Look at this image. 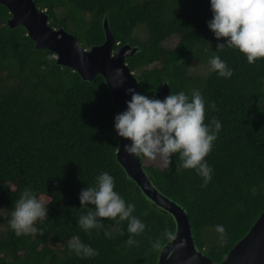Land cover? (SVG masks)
I'll return each instance as SVG.
<instances>
[{
	"label": "trees",
	"instance_id": "1",
	"mask_svg": "<svg viewBox=\"0 0 264 264\" xmlns=\"http://www.w3.org/2000/svg\"><path fill=\"white\" fill-rule=\"evenodd\" d=\"M34 1L53 28L74 34L85 49L104 43L106 20L114 48H137L125 62L140 93L156 96L167 82L172 92H201L204 123L212 117L221 121L205 157L212 168L209 182L203 184L194 169L181 167L178 154L169 168L159 159L142 164L157 189L185 210L196 248L214 263L222 261L264 210V58L250 64L237 49H216L217 38L206 24L212 16L209 0ZM10 17L0 3V210L7 213L6 230L0 229V264H159L161 250L172 240L164 231L175 235L176 222L143 194L117 160V107L105 79L98 74L84 81L58 65L54 53L35 48L24 27L11 28ZM141 26L146 29L143 42L134 37ZM173 35L179 40L167 49L163 43ZM214 54L232 68L230 77L215 71L190 74L196 60L208 63ZM209 101L215 109L208 108ZM101 171L114 177V190L134 203L133 214L145 224L135 245L125 243L127 221L117 225L102 217L103 227L90 233L76 223L83 211L78 194ZM25 189L46 204L47 216L35 222L42 232L17 236L7 221ZM73 236L98 254L76 255L67 245ZM154 241L158 248L152 247Z\"/></svg>",
	"mask_w": 264,
	"mask_h": 264
},
{
	"label": "clouds",
	"instance_id": "2",
	"mask_svg": "<svg viewBox=\"0 0 264 264\" xmlns=\"http://www.w3.org/2000/svg\"><path fill=\"white\" fill-rule=\"evenodd\" d=\"M209 4L212 16L206 24L217 38L216 49L226 46L237 49L250 64L264 58V0H209ZM221 37L226 39L219 42ZM208 63L209 70L215 71L218 76L227 78L232 75V68L219 55H212ZM127 92L131 98L125 101L126 109L113 118L117 136L129 141L123 144L124 152L137 158L159 159L164 168H169L173 154H178L180 166L194 169L206 185L211 179L212 168L205 157L213 148L221 121L212 117L210 123H204L205 100L201 92L193 89L189 96L183 90L170 91L162 100L131 87ZM208 108L215 109L214 102L209 101ZM114 187V177L107 171H101L93 185L82 188L78 199L83 211L76 223L90 233L103 227L102 217L114 219L117 225L127 221L129 235L125 243L132 246L137 243L134 237L145 230V224L133 214L134 203L126 202ZM45 216L46 204L32 190L25 189L15 201L7 222L14 234L20 236L42 232L35 222ZM218 231L223 232L222 225L218 226ZM164 235L169 239L174 237L167 229ZM67 245L81 257L98 254L79 236L71 237ZM152 247L158 248L159 242L154 241Z\"/></svg>",
	"mask_w": 264,
	"mask_h": 264
},
{
	"label": "water",
	"instance_id": "3",
	"mask_svg": "<svg viewBox=\"0 0 264 264\" xmlns=\"http://www.w3.org/2000/svg\"><path fill=\"white\" fill-rule=\"evenodd\" d=\"M8 8L11 28L24 27L27 35L35 43L36 49H46L55 54L57 64L76 71L84 81H93L100 74L111 91L117 113L126 109L125 101L131 98L128 88L139 92V82L126 64L137 48L126 44L114 48L115 37L105 20L106 40L98 46L85 49L80 40L64 28H53L48 14L40 10L34 0H0ZM120 69V71H117ZM170 92L165 83L156 98L163 99ZM119 137L120 147L117 160L143 194L161 210L169 213L176 222V232L172 240L164 246L159 255V264H264V210L247 234L240 239L220 262L214 263L195 246L191 225L185 210L164 196L152 182L142 164V158L127 154Z\"/></svg>",
	"mask_w": 264,
	"mask_h": 264
},
{
	"label": "rangeland",
	"instance_id": "4",
	"mask_svg": "<svg viewBox=\"0 0 264 264\" xmlns=\"http://www.w3.org/2000/svg\"><path fill=\"white\" fill-rule=\"evenodd\" d=\"M134 37L137 38L138 40H140L141 42H143L145 40V38H146V29L143 26L139 27L135 31ZM178 40H179V36L178 35H173V36L168 37L165 40V42L163 43V45L167 49H172V48H174L176 46ZM204 60L205 59H203V60L201 59V61L196 60L193 63V65H192V67L190 69V74L192 76H196L197 77V76H207L208 75V73L210 72V70H209L210 69V65L207 62H205ZM142 161H143V164L145 166L156 164V160H149L147 158H142ZM4 213H6V212H3L2 210H0V220L3 221V222L0 223L1 224L0 229L5 232L6 228L3 227V226H5L6 223H4L5 221L3 220V218L6 217L7 213H6V215H4ZM57 246L59 247V245H57Z\"/></svg>",
	"mask_w": 264,
	"mask_h": 264
}]
</instances>
